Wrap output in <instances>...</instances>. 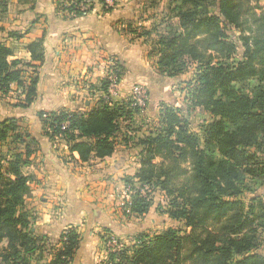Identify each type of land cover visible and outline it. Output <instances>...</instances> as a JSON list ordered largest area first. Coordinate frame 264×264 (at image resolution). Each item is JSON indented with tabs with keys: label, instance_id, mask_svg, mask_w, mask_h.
<instances>
[{
	"label": "trees",
	"instance_id": "trees-1",
	"mask_svg": "<svg viewBox=\"0 0 264 264\" xmlns=\"http://www.w3.org/2000/svg\"><path fill=\"white\" fill-rule=\"evenodd\" d=\"M98 1L105 12L116 5ZM259 1L169 0L168 16L151 29L138 32L128 24L135 37L155 34L150 55L157 72L175 75L193 67L184 108L160 104L156 121L143 133L137 117L145 105L132 95L113 100L109 93L110 77L119 83L123 73L115 58L106 61L102 95L90 109L38 113L44 135L63 142L69 160H75L73 152L76 161L86 163L111 156L120 144L138 147L139 167L123 179L130 198L124 214L145 215L157 188L168 198L164 213L182 223L183 229L137 234L131 245L107 252L101 264H264V3ZM54 6L73 19L89 13L93 2L57 0ZM7 12V0H0V21ZM228 26L240 34V58ZM23 48L29 61L9 59L13 49L0 41V95L13 91L14 105L27 107L37 94L32 62H43L44 39ZM25 67L32 72L25 75ZM195 110L205 115L198 131L190 127ZM7 139L10 154L0 156V264H30L45 250L46 264H72L80 243L76 228L64 230L54 245L32 231L33 216L24 208L31 189L22 167L34 151L33 138L9 118L0 122V144ZM111 234L100 233L103 245Z\"/></svg>",
	"mask_w": 264,
	"mask_h": 264
},
{
	"label": "crops",
	"instance_id": "crops-1",
	"mask_svg": "<svg viewBox=\"0 0 264 264\" xmlns=\"http://www.w3.org/2000/svg\"><path fill=\"white\" fill-rule=\"evenodd\" d=\"M7 6L5 19L0 21L4 27L0 41L13 49L9 59L29 61L30 55L23 46L37 38L44 39L43 62H32L37 65L39 78L34 101L20 107L14 105L13 91L0 95V122L15 119L33 138L30 142L34 151L22 167V172L30 177L31 195L24 208L33 216L31 229L57 244L64 230L75 227L80 233V243L72 264H95L83 249V243H96L99 232L93 235L90 228L100 226L99 221L104 222L107 217L108 224L101 225L103 229L118 236L134 232L127 222L119 225L113 220L109 202L116 196L117 186L124 183V177L138 169L135 155L139 148L120 144L111 156L92 158L86 163L76 161L78 155L73 152L75 160H69L66 145L44 135L38 113L59 108L87 111L95 105L102 95L100 81L106 73L107 57L122 64L119 83L123 82V86L146 78L147 73L151 74L150 69L156 71L155 58L150 55L151 45L147 43L154 33L150 37H135L129 32L134 35L130 37L125 32L123 28L135 18L131 2L116 5L109 12L103 10L99 1L93 2L89 13L73 19L63 18L52 0H7ZM12 31L23 36L13 38L9 36ZM24 69L25 75L32 72L31 68ZM8 142L9 139L1 142L0 156L10 154ZM82 231L84 236L88 234V239H82ZM42 259L43 256L39 261ZM31 263L37 261L33 259Z\"/></svg>",
	"mask_w": 264,
	"mask_h": 264
},
{
	"label": "rangeland",
	"instance_id": "rangeland-1",
	"mask_svg": "<svg viewBox=\"0 0 264 264\" xmlns=\"http://www.w3.org/2000/svg\"><path fill=\"white\" fill-rule=\"evenodd\" d=\"M57 1V0H55ZM52 0V3L54 2ZM92 2H98V0H91ZM116 7L123 5L124 3H130L133 5L135 18L132 20L131 23L132 28H136L138 32H140V27H146V29H151L153 24H158L162 19H165L168 16V3L169 0H114ZM252 3H255V0H251ZM260 4L264 3V0L259 1ZM114 6V7H115ZM5 19V18H4ZM5 21V20H4ZM12 26H16L15 23L11 24ZM128 25V24H126ZM122 29V28H121ZM125 32L130 36L131 35L128 31V26L123 28ZM162 29V28H161ZM227 33L230 36V39L233 40L237 45V53L236 56L240 58L242 52V46L239 41V32L230 26L227 28ZM127 35V36H128ZM128 36V37H129ZM155 34L147 40V43L151 45V41L155 39ZM112 57L105 58V61L111 60ZM106 64V62H105ZM173 70H166L163 73L156 72L153 69L149 70V73L146 74V78H141L140 80H133L123 86L121 83L117 84L116 86L112 87V98L113 99H121L124 95L125 97L132 94V92L136 91L137 95H143L146 100L145 110L142 115L138 116L137 121L141 126V131L138 133H143L147 129L150 128V124L152 125L153 122L156 121L158 115L159 105L164 103L169 106H180L184 108L183 97L185 96V88H186V80H188L193 72V67L190 66L189 68H184L180 73L173 75ZM146 93V94H145ZM94 94V93H93ZM205 119V115L202 114L199 110H195L191 117H190V127L193 131H198L200 124ZM135 156H138L135 155ZM138 160V158H137ZM124 183L122 186H117L118 192H116V196L114 199L111 200L109 203H112V218L119 225L124 224L127 222L130 227L134 228V232L118 236L117 234L113 233L111 235L118 237L121 241V247L129 246L132 244L134 238L137 234L142 233L145 235H152L153 233H159L160 231L168 228H178L183 229L182 223L176 220L171 219L168 217L167 214L164 213L165 209H167L168 198L164 195L162 191L159 189H154L151 193V197L153 200V204L149 211L143 216H136L133 214L125 215L122 206V202L124 201L123 198L125 197V188ZM128 212V211H127ZM107 217H105V221H99L100 226L95 225L94 228H90L92 230L93 235L98 233V237L96 238V243H83L84 252L89 256H92V261L95 264H99L102 261L106 260V250L104 249V245L100 238V233H103V227L101 225L108 224ZM140 231V232H136ZM82 239L85 237L88 239V234L85 235V231H82ZM107 236V235H106ZM94 237V236H92ZM58 243V242H57ZM55 245V243H52ZM92 250L90 249V246ZM82 252V251H81ZM49 252L47 250L43 251L41 257L43 259L41 261H37L36 264H46L48 259ZM32 264V263H30Z\"/></svg>",
	"mask_w": 264,
	"mask_h": 264
},
{
	"label": "built area",
	"instance_id": "built-area-1",
	"mask_svg": "<svg viewBox=\"0 0 264 264\" xmlns=\"http://www.w3.org/2000/svg\"><path fill=\"white\" fill-rule=\"evenodd\" d=\"M114 0H104V3H105V6L106 7H109V6H112L114 4ZM107 67V66H106ZM111 79V83H110V86H109V93L111 94L112 92V87L113 86H116L117 83L115 80H114V77L111 76L110 77ZM146 94V93H145ZM133 96V98L137 101V103L141 106H144L146 105V100H145V97L143 95H137L136 94V91L132 92V94H130ZM112 96V94H111ZM67 123H63L61 128L63 129L64 127H66ZM129 194H128V190L125 188V197L123 198V202H122V206H124L125 204H128V201H129ZM121 248V241L118 237H115L113 235H110L108 238H107V241L106 243L104 244V249L106 250V254L107 252H114V251H117L118 249Z\"/></svg>",
	"mask_w": 264,
	"mask_h": 264
}]
</instances>
